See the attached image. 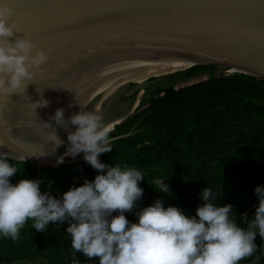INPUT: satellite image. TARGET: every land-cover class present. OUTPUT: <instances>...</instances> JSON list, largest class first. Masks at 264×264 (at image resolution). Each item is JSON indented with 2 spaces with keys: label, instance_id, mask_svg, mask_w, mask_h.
<instances>
[{
  "label": "water",
  "instance_id": "95a60500",
  "mask_svg": "<svg viewBox=\"0 0 264 264\" xmlns=\"http://www.w3.org/2000/svg\"><path fill=\"white\" fill-rule=\"evenodd\" d=\"M3 6L13 10L8 23L17 35L35 41L33 55L49 57L26 88L0 93V152L34 163L36 180L43 168L84 159L65 155L67 131L54 120L63 143L51 142L44 121L57 108L66 119L80 109L101 114L113 148L160 138L216 95L264 96V0H0ZM32 102L48 103L35 110Z\"/></svg>",
  "mask_w": 264,
  "mask_h": 264
},
{
  "label": "clouds",
  "instance_id": "9594fccd",
  "mask_svg": "<svg viewBox=\"0 0 264 264\" xmlns=\"http://www.w3.org/2000/svg\"><path fill=\"white\" fill-rule=\"evenodd\" d=\"M12 14L10 7H0V93L7 96L26 88L35 75L32 69L49 58L42 50L33 55L35 41L28 34L17 35L15 25L8 23ZM47 103L32 102L31 106L37 110ZM53 120L67 131L65 155L82 153L97 175L56 197L51 191H41L40 180L24 177L12 183L10 178L18 173L9 162L14 158L0 152V236L18 239L29 220L38 232L48 230L50 223L59 227L67 220L72 264H81L75 258L78 252L89 261L99 258V264H239L257 252V233L264 238V185L255 188L259 204L254 218L241 216L246 227L232 218L231 204L212 202L215 194L209 187L200 192L204 203L197 206L195 215H186L174 205L165 207L156 199L136 213V222H130L125 213L143 196L144 173L127 164L101 162L100 155L113 149L102 115L80 109L66 119L64 109L57 108L44 127L52 130L51 142L58 147L63 141L55 134Z\"/></svg>",
  "mask_w": 264,
  "mask_h": 264
},
{
  "label": "trees",
  "instance_id": "16d2710c",
  "mask_svg": "<svg viewBox=\"0 0 264 264\" xmlns=\"http://www.w3.org/2000/svg\"><path fill=\"white\" fill-rule=\"evenodd\" d=\"M99 159L106 164H127L144 173V180L140 182L143 196L132 211L125 213L130 222H136V213L159 197L165 207L174 205L186 215H195L197 206L204 203L200 192L209 187L215 194L212 202L217 206L231 204L232 218L246 227L241 216L254 218L258 205L251 206L259 204L255 188L264 185V96L216 95L160 138L113 147ZM9 162L18 170L10 178L12 183L24 177H37L34 163L16 159ZM95 175L97 170L84 159L56 168H43L39 176L41 191H51L60 197L70 187L82 184L85 178L93 180ZM163 187L168 191L164 192ZM32 224V220L27 221L16 240L0 236V264L35 260L72 264L71 238L66 232L68 221L59 227L50 223L44 232L36 231ZM255 243L258 245L255 255L239 264H264V238L259 233ZM256 256L260 259L256 260ZM75 258L81 264H99V258L89 261L81 252L76 253Z\"/></svg>",
  "mask_w": 264,
  "mask_h": 264
},
{
  "label": "rangeland",
  "instance_id": "374dc122",
  "mask_svg": "<svg viewBox=\"0 0 264 264\" xmlns=\"http://www.w3.org/2000/svg\"><path fill=\"white\" fill-rule=\"evenodd\" d=\"M165 187L162 188V190H164ZM158 199H161L162 200V197H159ZM21 264H49L48 262L46 261H41V260H35V261H25Z\"/></svg>",
  "mask_w": 264,
  "mask_h": 264
},
{
  "label": "bare ground",
  "instance_id": "6f19581e",
  "mask_svg": "<svg viewBox=\"0 0 264 264\" xmlns=\"http://www.w3.org/2000/svg\"><path fill=\"white\" fill-rule=\"evenodd\" d=\"M68 156V155H67ZM68 158H72V156H68Z\"/></svg>",
  "mask_w": 264,
  "mask_h": 264
}]
</instances>
